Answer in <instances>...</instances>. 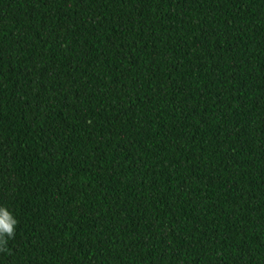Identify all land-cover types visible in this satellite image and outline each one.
<instances>
[{
	"label": "trees",
	"instance_id": "trees-1",
	"mask_svg": "<svg viewBox=\"0 0 264 264\" xmlns=\"http://www.w3.org/2000/svg\"><path fill=\"white\" fill-rule=\"evenodd\" d=\"M0 264H264V0H0Z\"/></svg>",
	"mask_w": 264,
	"mask_h": 264
},
{
	"label": "clouds",
	"instance_id": "clouds-1",
	"mask_svg": "<svg viewBox=\"0 0 264 264\" xmlns=\"http://www.w3.org/2000/svg\"><path fill=\"white\" fill-rule=\"evenodd\" d=\"M17 221L11 216L10 213L6 212L3 208H0V251H4V245L7 240L4 239L5 234L8 237L14 235L15 226Z\"/></svg>",
	"mask_w": 264,
	"mask_h": 264
}]
</instances>
